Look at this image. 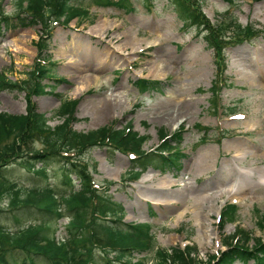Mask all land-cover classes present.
<instances>
[{"label":"rangeland","instance_id":"1","mask_svg":"<svg viewBox=\"0 0 264 264\" xmlns=\"http://www.w3.org/2000/svg\"><path fill=\"white\" fill-rule=\"evenodd\" d=\"M131 1L132 7L125 10L97 5L93 0H73L76 5L86 7L89 16L68 24L51 23L49 49L43 54L38 43L44 33L41 24L14 29L0 27V72L7 80L20 84L30 77L38 56L49 57L51 63H56L54 79L42 81L49 86L46 91L54 87L55 93L31 97L36 109L46 113L52 125L62 121L56 114L61 102L77 99V120L73 127L79 131L105 125L123 129L131 123L141 135L149 136L143 147L146 151L160 145L161 129L167 133L180 131L184 156L179 172L161 173L149 167L137 181H131L128 171L133 163L123 152L100 146L89 150L86 159L97 166L93 174L96 183L115 182L109 193L124 208L125 222H149L160 248L182 250L186 244H195L197 251L190 256L195 260L193 264H216L212 257L222 254L226 238L237 228L264 240V231L257 224L264 215V188L255 187L257 182L264 181V32L251 41H231L224 51L226 71H223L231 80L225 76L223 79L218 74L215 52L208 47L204 34H197L194 27H185L169 0ZM16 3L18 0H0V13L12 15ZM203 9L212 22L217 21L219 14L231 10L244 25L252 23L264 30V0H239L232 6L226 0H204ZM97 25L101 35L92 32ZM133 32L141 39L134 44L137 51L133 44L125 49ZM121 34L124 36L121 41L108 44L109 37ZM118 45L123 49H116L121 52V59L111 56L100 63L104 49ZM67 46L71 49L66 53L69 55L63 49ZM75 65L82 70L73 73ZM100 66V71H96ZM157 67L159 76H147ZM141 78L160 83L143 92L138 89ZM81 82H85V88L75 93ZM26 95L18 87H0V112L26 113ZM114 96L120 98L121 105L100 114L101 102ZM170 113L174 115L173 121L161 119ZM234 145L242 147L238 156L230 148ZM47 173L45 178L17 164L6 171L8 178L25 186L61 184V170L56 165H49ZM167 174L184 182L172 183ZM246 181L254 188L235 198L236 221L217 226L216 206L221 200L225 201L224 207L234 203L233 193L225 189L244 187ZM141 188L151 195H162L166 201L137 202V191ZM204 204L205 210L198 216ZM0 206L3 210L0 219L9 214L6 225L12 231L17 230L6 202H0ZM185 207L188 210L180 216ZM207 212L211 215L209 219ZM34 220L38 217L31 216L27 223ZM68 220L65 217L52 224L60 227L59 237L65 235ZM253 263L254 260H238L235 264ZM148 264H158L154 253L149 255Z\"/></svg>","mask_w":264,"mask_h":264},{"label":"trees","instance_id":"2","mask_svg":"<svg viewBox=\"0 0 264 264\" xmlns=\"http://www.w3.org/2000/svg\"><path fill=\"white\" fill-rule=\"evenodd\" d=\"M97 5L129 8L128 0H93ZM179 18L186 26H196L205 34L208 45L215 50L218 69H225L224 50L233 39L252 40L262 30L252 24L243 25L235 15L226 12L212 23L202 11L204 0H169ZM236 4V0H226ZM12 15L0 13V27L14 29L41 24L44 33L40 36L41 53L49 48L52 35L51 22L64 19L69 23L76 17L87 18L89 11L78 7L72 0H18ZM43 54V53H42ZM41 57V56H39ZM36 61L30 77L20 84L7 80L0 73V87H18L26 91V114L0 112V202L5 201L11 220L18 225L12 231L6 225L7 217L0 219V264H147L148 255L137 258L136 254L155 253L158 264H193L190 254L196 247L178 248L170 253L156 249V240L149 224L122 223V207L109 193L112 181L105 180L102 187H95L92 167L86 154L95 147H109L123 153H133L136 159L129 173L138 178L149 166L158 169H182L184 154L179 149L181 133L168 134L159 131L161 145L157 152H148L143 145L148 139L133 129L130 123L123 129L114 125L102 126L90 131L73 128L78 100H64L57 111L61 122L52 125L46 113L36 109L34 94L46 92L45 79L52 76L54 63L47 58ZM51 78V77H50ZM141 91H147L160 81L139 80ZM50 92V91H49ZM51 93H54L52 91ZM17 164L29 171L47 176L48 165H56L62 172V183L26 187L7 177L6 171ZM38 164H41L38 166ZM66 186V187H64ZM237 206L228 204L223 216L231 221ZM0 213L3 210L0 206ZM31 216L37 222L27 223ZM40 216V218H39ZM68 216L67 235L57 237V229L51 222ZM264 230V216L260 221ZM242 237L234 242L233 235L226 240L228 250L222 253L216 264H233L236 259L255 258V264H264V242L255 239L248 248L251 237L239 230Z\"/></svg>","mask_w":264,"mask_h":264},{"label":"bare ground","instance_id":"3","mask_svg":"<svg viewBox=\"0 0 264 264\" xmlns=\"http://www.w3.org/2000/svg\"><path fill=\"white\" fill-rule=\"evenodd\" d=\"M104 21H107V20H104ZM105 24H107V22H105ZM119 28L120 27L118 26L117 29H119ZM92 32L94 34L96 32L99 35H101L100 34L101 32H100L99 25H97L96 27H94V30ZM116 34H118V33H116ZM121 37H124V36L121 34V35H118L117 37H109L108 44H110V43H113V44L118 43L119 41H121ZM128 40L129 41H127V43L125 44V49H128L132 44H133V48H136L134 46L135 42L136 41H140L141 39H140L139 35L137 34V32H133L129 36V39ZM121 47H122V45H118V46L113 47V48L111 46H107L104 49V51L102 52L101 57L99 58L100 59V63L105 62L108 57L110 59L112 57L115 58L116 56H119V58L121 59L122 54H121V52L118 51V50H123ZM63 49H64L65 54L67 52L70 53V51H71L70 47H68V46L67 47H63ZM116 49H118V50H116ZM75 50H76V48L73 47V50L72 51H75ZM135 50L137 51V48ZM66 55H69V54H66ZM71 64H72V62H71ZM101 68L102 67L100 66L98 68V70H96V71H100ZM88 69L89 70H94V68H88ZM81 70H82V68H80L79 65H75L73 67V73L75 71H81ZM159 75H160V67H157L156 70H155V72H150L147 76L157 77ZM96 78H98V76H96ZM88 80H90V79H88ZM85 82L87 83V80L86 79H85ZM85 82H81L82 84H79L76 87V92L75 93H78L77 91H79V90L82 91L85 88ZM120 101H121L120 98H118L117 96H114V99H109L108 101H105V102L102 101L101 102L102 103V106H101V108H100V110L98 112L100 114H106L107 113V110L109 111V109H111V108L113 109V108H116V106L121 105V102ZM161 119L162 120H167V121L171 122V121L174 120V115H173V113L164 114V115L161 116ZM173 127H174V125H173ZM230 148H233L235 150V152H236L235 156H238V154H239L238 152H240L242 150V147H236L235 145L233 147H230ZM166 177L172 183L174 181H180L181 183L184 182L182 179H174L171 174H167ZM194 178L196 179V177H194ZM253 186H254L253 184L251 185L249 182L246 181L244 187H240V188H236V189L234 188L232 191H229L230 188H226L225 190H227L228 193H230V194L233 193V196L231 198L234 199L236 197H240V195L237 196L238 194H245V193L250 192L251 190H253V188H254ZM255 187L264 188V181L257 182L255 184ZM136 199H137V202H139V203L140 202H144V201H152L154 204H159L160 200H164L163 202L166 201V198L163 197L162 195L161 196L151 195L147 191L143 190L142 188L141 189H138V191H137V198ZM224 203H225V201L224 200H221L220 204L216 206V215H218L220 213L222 207L224 206ZM187 210H188V207L183 208V210L180 213V216H182ZM199 210H200L201 213H199L198 216H201L202 212L205 210V204H204V206L201 205V207H200ZM180 216H179V218H180ZM207 216H208V219L211 217V215L208 212H207ZM199 224L200 223L198 222L197 225H199Z\"/></svg>","mask_w":264,"mask_h":264}]
</instances>
